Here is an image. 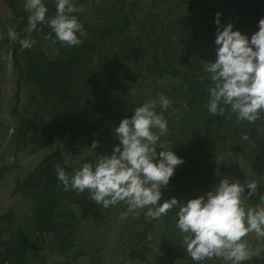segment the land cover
<instances>
[{
  "label": "trees",
  "instance_id": "1",
  "mask_svg": "<svg viewBox=\"0 0 264 264\" xmlns=\"http://www.w3.org/2000/svg\"><path fill=\"white\" fill-rule=\"evenodd\" d=\"M125 1L128 0H102L103 10L97 7L96 1L92 6L91 0L85 12L92 11L89 17L95 16L96 19L83 22L82 43L67 48L57 42L54 58L45 56L40 46L35 52L23 48L20 53L21 44L8 37V29L2 27L5 19L0 17V34L7 35L5 42H1L6 43L5 48L11 45L14 66L18 68L12 108L18 120L16 126L11 127L12 134H15L16 152L24 150L28 142L41 147H51L57 141L61 145L50 154H43L33 170L21 182H15L13 193L33 200L29 206L33 216L27 218L25 229L14 226L16 238L2 239V234L10 226L0 227V264H31L32 255L38 256L46 246L52 249L59 245L61 251H67L64 247L72 239L75 222L88 217L101 222L103 210L99 204L88 198L87 191L82 194L71 189L65 191L57 179L55 165L59 164L68 171L61 159L62 149H80L82 138L89 145L87 158H84L92 163L99 154H105L104 144L112 139L119 144L114 129L137 107L136 96L129 95L130 90L138 93L139 89L144 92L160 89L158 94H149L148 97L158 100V95L163 93L173 101L166 111L158 106L157 112H163L168 121L169 135L166 140H162L164 135L161 136V141L170 142L171 150L184 161L174 168L169 180L174 193L192 189L213 190L218 185L214 177L223 172L215 169V161L210 160V156L220 139L227 140L225 150L231 151L230 159L240 154L245 165L250 166L251 178L259 171V175L264 176V140L260 138L264 119L256 123L238 122L227 106H224L223 116L210 114L206 108L210 79L203 67V60L213 62L216 59V13H220L221 25L232 23L233 30L241 31L250 39L258 31L259 20L264 18V0H184L190 11L184 21L174 18L173 14L174 4L179 0H130L128 5ZM7 3L14 14L21 15L15 31L23 38L26 15L15 12L13 1L7 0ZM73 3L79 7L81 1ZM45 4L47 17L53 16L56 11L54 0ZM50 32L47 24L38 25L31 32V39L43 42ZM52 38L55 39L54 34ZM21 60L25 62L22 67L18 64ZM1 63L0 60V74ZM133 78L136 87L130 85ZM24 82L32 84L33 88L25 98L26 112L20 113L18 102L22 99L21 84ZM144 102L146 100L141 104ZM173 109L179 110V119L171 115ZM28 124H32L36 138L32 133L25 135ZM243 134H248L249 141L242 140ZM254 136L258 137L252 142ZM93 141L99 142L95 151L90 148ZM208 149L211 153L207 152ZM161 150L159 147L156 149L157 153ZM247 192L245 188V196ZM246 203H260L259 194ZM75 210L78 212L76 215ZM145 211L134 224L140 230H134V238L129 242L127 254L130 259L146 261L149 252L147 238L156 229L155 224L176 222V208L151 221L145 218ZM15 215L6 212L0 218ZM156 236H159V246L155 255L165 258L162 264H170L176 257H181V263L186 259L185 264L192 261L184 251L186 249L170 245L175 241L179 243V236L168 234L166 229L157 232ZM33 250L37 252L33 253ZM204 262L224 264L216 258ZM252 263L264 264V252L242 262Z\"/></svg>",
  "mask_w": 264,
  "mask_h": 264
},
{
  "label": "clouds",
  "instance_id": "2",
  "mask_svg": "<svg viewBox=\"0 0 264 264\" xmlns=\"http://www.w3.org/2000/svg\"><path fill=\"white\" fill-rule=\"evenodd\" d=\"M54 2L55 14L47 17L44 0H25L24 8L29 13L27 31L31 33L38 25L47 24L51 32L45 39L67 48L80 45L85 30L76 14L84 8L77 7L73 0ZM219 16L217 12L216 59L203 60L210 79L206 108L212 115L223 116L227 106L238 122L256 123L264 119V18L249 39L241 31L233 30L232 23L221 25ZM8 37L19 40L23 48H31L35 43L29 38L19 39L11 27ZM172 104L171 99L160 93L158 100L138 105L114 129L120 143L111 154H99L94 163L84 162L71 174L56 164L57 179L65 191L71 189L77 194L87 191L89 199L105 208L123 202L129 212L146 209L144 215L149 221L177 208L175 226L183 236L187 256L196 264L213 258L224 264H242L260 256L264 246H253L246 239L254 233L257 240L264 241V194H259L260 203H246L258 194L257 181L248 178L242 184L238 179L223 178L213 190L185 203L175 197L159 202L161 188L167 187L174 168L184 162L171 150L170 142L161 141V136L167 133L168 121L163 112H157V107L166 111ZM178 112L173 109L171 115L179 119ZM241 138L249 141L248 134ZM98 145V141H93L91 148L95 151ZM157 147L162 149L159 153Z\"/></svg>",
  "mask_w": 264,
  "mask_h": 264
},
{
  "label": "rangeland",
  "instance_id": "3",
  "mask_svg": "<svg viewBox=\"0 0 264 264\" xmlns=\"http://www.w3.org/2000/svg\"><path fill=\"white\" fill-rule=\"evenodd\" d=\"M14 2L15 12H23L26 15V22L22 29L23 38L31 39V33L27 31L28 25V15L29 13L24 8L25 0H10ZM52 0H44V3L51 2ZM78 3L81 1L79 7H83L84 11L78 14L80 22H93L96 18L95 16L89 17L92 11L85 12L91 0H73ZM96 0H93V3ZM128 1L124 3L128 5ZM184 0H179V2L174 4V18H180L184 21L185 17L189 16L190 11L187 10L189 5ZM97 7L105 9V6L102 4V0H99V3H96ZM91 6V9H92ZM0 17L5 19L3 23V28H13L16 30L19 19L21 15L14 14L13 9L7 3V0H0ZM99 20L102 18H98ZM174 27V24L171 25ZM253 27L248 28V32L251 31ZM7 37L6 34H0V60L2 61V72L0 74V217L6 213H16L14 217H7L6 219L0 218V227L6 228L10 226L6 233L2 234V239L8 240L11 236H14L15 227H20L25 229L26 221L29 216H33L32 211L29 209V206H32L33 200L29 198H22L20 193H13L15 182L22 181L29 172L38 164V161L42 158V155L45 156L50 154L56 146H61L59 142L51 147H41L40 144H35L34 142H28L25 144V149L16 152L15 147V134H12V126L17 124V116L12 112V108L15 104L14 93L16 92L15 82L18 75V68L14 66V59L12 58V47L11 45L8 48H5L6 43L4 39ZM53 39V38H52ZM33 40V39H31ZM4 41V42H1ZM19 40H17L18 42ZM35 41V40H33ZM4 46V47H3ZM40 46L42 53L48 58H54L57 54V46L52 43V40L45 39L43 42H35L31 48H27L29 51L35 52ZM18 51L21 53L24 51L23 47L20 45ZM20 67L25 65L23 60L19 61ZM122 75L123 72L120 71ZM130 85L136 87L135 79L133 78L130 81ZM33 88L32 84L28 85L27 82L21 84V100L18 102V111L20 113L26 112V103L25 98H27L28 92ZM135 89V88H133ZM140 92H133L130 90L129 95L136 96L135 105L138 106L144 100H152L153 98L148 97L149 94H158L159 90L148 89L145 92L142 89H139ZM132 93V94H131ZM148 98V99H147ZM30 111V108L27 109ZM45 115V114H44ZM46 116V115H45ZM44 116V117H45ZM33 130L32 124H28V131L25 132L26 136L33 134V138H36L35 131ZM48 132V130H47ZM168 132L164 135L162 140H166L168 137ZM46 133V131H45ZM43 132V134H45ZM35 134V135H34ZM168 134V135H167ZM260 136V135H259ZM258 136L252 138V142L257 140ZM261 140H264V131L260 136ZM80 149L71 151V149H62L61 159L63 162L65 160L69 161L68 171L70 174L75 168H78L84 162H91L86 160L87 151L89 149L88 143L84 142V139H80ZM118 142H115L114 139L110 140L107 144H104V150L106 148L105 154H111L115 145ZM227 147V140L220 139L215 143V149L210 156V160L215 161V166L217 170H221V174L216 175L214 178H217V184L223 178L238 179L242 184L249 178L255 180L259 184L258 194H264V176H260L259 172L256 173V176L251 178V169L249 165H245L242 156L235 155L231 157V151L225 150ZM36 148L34 151L33 149ZM91 148V147H90ZM158 148V147H157ZM81 151V152H80ZM207 152L211 153V150L208 149ZM85 157V158H84ZM71 169V170H69ZM244 174V175H242ZM241 176V177H240ZM170 184V183H169ZM162 187L161 188V201H165L175 197L178 202L185 203L187 200L198 197L200 195L206 194L211 189H200L195 191L186 190L178 193H174L173 186ZM246 188V187H245ZM259 190L261 193H259ZM257 194V195H258ZM257 195H253V198ZM103 210V217L101 222H95L90 217L86 219H80L75 222V226L71 231L72 239L70 243L64 247L68 249L67 251H61L59 245H55L52 249L45 247V250L40 252L38 256L32 255L33 260L31 264H162L164 263L165 258H158L155 253L157 247L159 246V236H156L157 232H160L162 229H166L168 234H173L179 236V243L177 241L171 243V246H174L178 249H186L183 236L180 233L179 229L176 228L175 223L170 222L169 224H155L156 229H153L148 235V247L149 252L147 253L146 261L139 259H130L128 257V248L130 247V240H133V232L135 229L139 228L135 224L137 217L143 212V210H137L136 212H129L128 206L121 202L119 204L109 206L107 208L99 205ZM70 207V206H69ZM75 207V206H74ZM73 209V206L71 205ZM63 209H61L62 211ZM178 209L176 208V211ZM78 214L75 210V215ZM78 216V215H77ZM174 219H177L176 213L174 214ZM15 226V227H14ZM13 230V232H12ZM140 230V229H137ZM17 231V230H16ZM153 232V233H152ZM246 239H248L253 246H264V241H259L256 239L255 234H249ZM163 244V243H162ZM186 251V250H184ZM37 252L33 250V253ZM32 254V253H30ZM262 254V253H261ZM171 256V254H168ZM166 257V255H165ZM168 257V256H167ZM255 258V257H252ZM251 258V259H252ZM181 263V257H176L170 264H185ZM252 262V261H251ZM189 264H196L193 260ZM200 264H207L204 261ZM255 264V263H252Z\"/></svg>",
  "mask_w": 264,
  "mask_h": 264
}]
</instances>
